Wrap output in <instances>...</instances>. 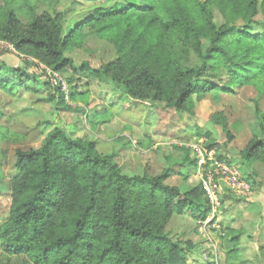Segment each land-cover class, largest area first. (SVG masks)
I'll use <instances>...</instances> for the list:
<instances>
[{
    "label": "trees",
    "instance_id": "16d2710c",
    "mask_svg": "<svg viewBox=\"0 0 264 264\" xmlns=\"http://www.w3.org/2000/svg\"><path fill=\"white\" fill-rule=\"evenodd\" d=\"M7 1L0 5L1 41L54 73L88 71L127 99L166 101L182 111L193 95L228 92L264 75V20H255L260 8L264 13L260 0H114V6L112 0H85L101 1L86 13L77 11L82 3L74 0L42 14L29 4L27 23L19 11L24 0ZM217 13L225 19L221 26ZM84 28L113 40L120 34L119 59L99 69L75 66L67 52ZM143 40L167 54L171 89L149 67H126V45L132 49ZM31 64L9 68L0 62V90L12 94L30 86ZM73 82L68 80L70 97H84ZM51 100L65 102L60 86ZM5 133L0 128L2 139ZM247 156L264 159V143L253 142ZM15 157L9 217L0 224V264H186L188 248L171 238L168 225L185 213L206 220L212 209L202 186L183 191L168 185L170 169L127 176L96 142L71 139L60 129L40 148L17 150Z\"/></svg>",
    "mask_w": 264,
    "mask_h": 264
},
{
    "label": "rangeland",
    "instance_id": "374dc122",
    "mask_svg": "<svg viewBox=\"0 0 264 264\" xmlns=\"http://www.w3.org/2000/svg\"><path fill=\"white\" fill-rule=\"evenodd\" d=\"M73 1L24 0L19 11L27 23L31 19L29 4L42 14L61 11ZM76 1L82 3L76 6L77 11L85 13L101 3ZM6 2L0 0V5L7 7ZM260 4L264 6V0ZM162 11L159 6L156 13ZM137 16L150 19L152 14ZM224 20L217 13L219 26ZM255 20H264L262 8ZM117 39L84 28L67 56L77 67L99 69L119 59ZM131 46L128 43L125 49L126 67H149L171 89L167 54L156 49L151 40ZM26 61L32 63L29 74L35 77L31 85L15 88L12 94L0 90V112L4 114L0 128L6 132L0 137V224L9 217L16 151L38 149L51 131L60 129L71 139L96 142L98 151L114 156L127 176H159L170 169L166 183L183 191L210 182L213 203L210 201L207 219L185 213L174 216L167 228L174 241L188 248L186 264H264V159L247 156L253 142L264 143V75L228 92L193 95L188 108L177 111L166 101L127 99L122 91L88 71L54 73L0 39V62L18 68ZM71 78V86L85 93L84 97H70ZM58 86L65 93L63 104L51 100Z\"/></svg>",
    "mask_w": 264,
    "mask_h": 264
},
{
    "label": "built area",
    "instance_id": "2783aa9c",
    "mask_svg": "<svg viewBox=\"0 0 264 264\" xmlns=\"http://www.w3.org/2000/svg\"><path fill=\"white\" fill-rule=\"evenodd\" d=\"M55 79H57L56 75L53 76ZM210 182L209 181H205L204 184H203V189L205 190L206 192V195L208 196L209 200L212 202V197L210 195ZM213 203V202H212Z\"/></svg>",
    "mask_w": 264,
    "mask_h": 264
}]
</instances>
